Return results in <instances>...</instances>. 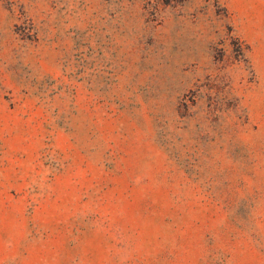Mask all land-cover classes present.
Wrapping results in <instances>:
<instances>
[{"label":"rangeland","instance_id":"1","mask_svg":"<svg viewBox=\"0 0 264 264\" xmlns=\"http://www.w3.org/2000/svg\"><path fill=\"white\" fill-rule=\"evenodd\" d=\"M0 264H264V0H0Z\"/></svg>","mask_w":264,"mask_h":264}]
</instances>
